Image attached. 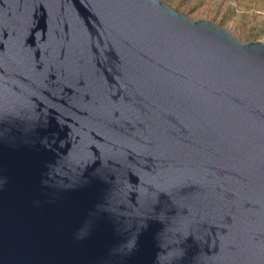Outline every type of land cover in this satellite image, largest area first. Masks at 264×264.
<instances>
[{
	"label": "water",
	"instance_id": "water-1",
	"mask_svg": "<svg viewBox=\"0 0 264 264\" xmlns=\"http://www.w3.org/2000/svg\"><path fill=\"white\" fill-rule=\"evenodd\" d=\"M0 264H264V43L0 0Z\"/></svg>",
	"mask_w": 264,
	"mask_h": 264
},
{
	"label": "rangeland",
	"instance_id": "rangeland-1",
	"mask_svg": "<svg viewBox=\"0 0 264 264\" xmlns=\"http://www.w3.org/2000/svg\"><path fill=\"white\" fill-rule=\"evenodd\" d=\"M192 20L211 21L242 42L264 43V0H163Z\"/></svg>",
	"mask_w": 264,
	"mask_h": 264
}]
</instances>
